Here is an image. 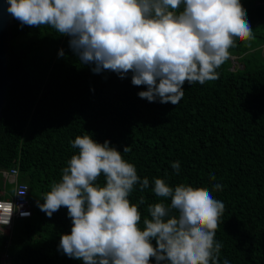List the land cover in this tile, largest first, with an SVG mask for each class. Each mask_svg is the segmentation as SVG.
<instances>
[{
	"label": "trees",
	"instance_id": "obj_1",
	"mask_svg": "<svg viewBox=\"0 0 264 264\" xmlns=\"http://www.w3.org/2000/svg\"><path fill=\"white\" fill-rule=\"evenodd\" d=\"M241 4L264 46V0ZM13 34L12 84L0 120V199L7 197L4 190L12 192L6 173L18 169L33 212L16 220L10 235L0 234V264L5 253L8 264H83L58 250L61 235L71 234L73 226L67 208L49 218L37 204L77 153L69 141L85 134L101 144L110 141L149 179V188L136 186L129 197L133 204L146 201L139 209L142 220L147 205L171 203L152 191L155 178L171 187L183 183L212 191L214 174L223 190L212 194L225 204L215 237L223 244L221 264H264V52L255 56L258 46L236 40L229 49L235 66L228 59L217 69L218 80L186 82L184 97L172 105L141 99L138 93L147 88L134 86L131 73L123 79L111 71L93 73L95 65L83 64L70 38L51 27L15 19ZM125 146L131 151L123 153ZM176 161L178 175L171 167ZM98 183H106L103 174Z\"/></svg>",
	"mask_w": 264,
	"mask_h": 264
},
{
	"label": "clouds",
	"instance_id": "obj_2",
	"mask_svg": "<svg viewBox=\"0 0 264 264\" xmlns=\"http://www.w3.org/2000/svg\"><path fill=\"white\" fill-rule=\"evenodd\" d=\"M7 2L22 25L48 26L69 37L80 61L95 65L93 73L111 71L121 79L131 73L134 86L147 88L138 96L150 103L178 105L186 82L218 80L217 69L235 41L255 38L241 0ZM69 143L77 153L37 204L49 218L67 208L73 226L71 234L60 237L58 250L64 255L83 264H150L153 258L156 264H221L223 244L215 237L225 204L212 194L223 190L214 174L212 191L183 183L171 187L155 178L152 191L171 203L147 205L149 215L142 220L139 209L146 201L141 197L133 204L129 197L136 186L149 188V179L141 178L110 141L101 144L85 134ZM171 167L178 175L180 162Z\"/></svg>",
	"mask_w": 264,
	"mask_h": 264
},
{
	"label": "built area",
	"instance_id": "obj_3",
	"mask_svg": "<svg viewBox=\"0 0 264 264\" xmlns=\"http://www.w3.org/2000/svg\"><path fill=\"white\" fill-rule=\"evenodd\" d=\"M18 175V169H13L5 175V184L12 188V192L3 191V195L7 192L6 199H0V234L5 236L10 235L16 220L30 218L33 212V205L29 200L28 186L19 183ZM21 193L25 194L20 195ZM22 213H30V215L23 216ZM5 255L4 264H8L6 259L8 256Z\"/></svg>",
	"mask_w": 264,
	"mask_h": 264
},
{
	"label": "water",
	"instance_id": "obj_4",
	"mask_svg": "<svg viewBox=\"0 0 264 264\" xmlns=\"http://www.w3.org/2000/svg\"><path fill=\"white\" fill-rule=\"evenodd\" d=\"M7 0H0V120L7 102L8 87L12 84L9 75V50L14 37L15 18L8 12Z\"/></svg>",
	"mask_w": 264,
	"mask_h": 264
},
{
	"label": "rangeland",
	"instance_id": "obj_5",
	"mask_svg": "<svg viewBox=\"0 0 264 264\" xmlns=\"http://www.w3.org/2000/svg\"><path fill=\"white\" fill-rule=\"evenodd\" d=\"M247 42H249V43H251L254 47H257L256 49H255V51H254V55L255 56H257V57H261V55H260V53H263L264 52V46H261L262 45V43H260L261 42V40L260 39H258L257 37H255L253 40H251V41H247ZM233 59V55L231 54L230 55V57H229V62L230 63H232L231 65L232 66H235V62L232 60ZM234 63V64H233ZM9 188L11 189V186H9ZM8 191H9V189H7Z\"/></svg>",
	"mask_w": 264,
	"mask_h": 264
},
{
	"label": "crops",
	"instance_id": "obj_6",
	"mask_svg": "<svg viewBox=\"0 0 264 264\" xmlns=\"http://www.w3.org/2000/svg\"><path fill=\"white\" fill-rule=\"evenodd\" d=\"M234 62L237 60V57H233V59H232ZM3 194V193H2Z\"/></svg>",
	"mask_w": 264,
	"mask_h": 264
}]
</instances>
